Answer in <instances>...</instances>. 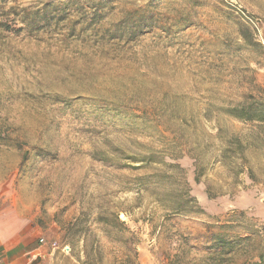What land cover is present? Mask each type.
Returning <instances> with one entry per match:
<instances>
[{"label": "rangeland", "instance_id": "374dc122", "mask_svg": "<svg viewBox=\"0 0 264 264\" xmlns=\"http://www.w3.org/2000/svg\"><path fill=\"white\" fill-rule=\"evenodd\" d=\"M248 95L264 0H0V218L81 264H243L264 134L224 109ZM183 187L201 213L168 208Z\"/></svg>", "mask_w": 264, "mask_h": 264}, {"label": "crops", "instance_id": "0c3cea01", "mask_svg": "<svg viewBox=\"0 0 264 264\" xmlns=\"http://www.w3.org/2000/svg\"><path fill=\"white\" fill-rule=\"evenodd\" d=\"M0 264H81L28 222L19 217L0 218Z\"/></svg>", "mask_w": 264, "mask_h": 264}, {"label": "trees", "instance_id": "16d2710c", "mask_svg": "<svg viewBox=\"0 0 264 264\" xmlns=\"http://www.w3.org/2000/svg\"><path fill=\"white\" fill-rule=\"evenodd\" d=\"M241 32L243 40L251 44L250 34L248 31H244L242 29ZM224 110L225 114H227L232 119L243 124H251L253 127L260 129V132L264 134V98L248 95L237 105L227 107ZM141 162L146 163L147 161L142 160ZM195 181L198 182L197 176L195 177ZM183 189L185 190V195L183 197L184 199H182L181 202H174L175 204L172 203V205L168 208L176 213H201L202 211L198 209L196 200L189 196L186 187H183ZM207 196L208 198H212L208 192ZM248 234L250 235L251 233ZM248 240L249 237L241 238L238 246H241L240 248H242ZM235 242V240L226 239L223 235H216L213 246L219 249L220 254L224 253L228 255L229 253L233 252L234 245L236 244ZM243 264H264V245L257 249L256 254L252 259L245 261Z\"/></svg>", "mask_w": 264, "mask_h": 264}]
</instances>
